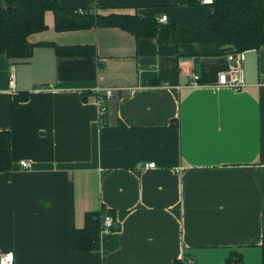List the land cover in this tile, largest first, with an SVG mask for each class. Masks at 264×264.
Listing matches in <instances>:
<instances>
[{
    "label": "crops",
    "instance_id": "0c3cea01",
    "mask_svg": "<svg viewBox=\"0 0 264 264\" xmlns=\"http://www.w3.org/2000/svg\"><path fill=\"white\" fill-rule=\"evenodd\" d=\"M57 3L165 15L180 28L212 12L203 0ZM44 22L28 36L29 59L0 54V130L11 150L9 178L0 172V249L15 264H225L233 250L261 264L264 45L244 52L245 85L235 91L216 85L229 62L212 42L158 43L118 27L57 31L50 10ZM44 43L94 45L96 54L58 55ZM192 74L198 86L187 85ZM96 87L112 89L102 120ZM97 210L112 229L99 248L75 250L74 229Z\"/></svg>",
    "mask_w": 264,
    "mask_h": 264
},
{
    "label": "trees",
    "instance_id": "16d2710c",
    "mask_svg": "<svg viewBox=\"0 0 264 264\" xmlns=\"http://www.w3.org/2000/svg\"><path fill=\"white\" fill-rule=\"evenodd\" d=\"M6 7L0 8V54L12 62L26 61L33 53L34 44L28 36L42 31L46 25L44 13H53L54 28L57 31L79 30L90 27H118L131 33L136 39H153L158 43L185 44L212 42L217 52L229 53L256 50L264 45V0H212L211 14L199 25L180 28L175 24L161 23L155 16L143 17L137 14L110 12L99 13L95 9L77 10L62 7L57 0H4ZM191 2V0H189ZM97 7V6H96ZM53 46L58 55H95L94 45ZM232 47L231 51L223 48ZM27 94L19 98L26 100ZM0 172L9 178L11 173L10 134L0 130ZM102 211L86 212L84 225L75 228L73 247L86 251L99 248ZM264 264V239L260 246ZM225 264H243L240 252L231 251ZM172 264H184L176 259Z\"/></svg>",
    "mask_w": 264,
    "mask_h": 264
},
{
    "label": "built area",
    "instance_id": "2783aa9c",
    "mask_svg": "<svg viewBox=\"0 0 264 264\" xmlns=\"http://www.w3.org/2000/svg\"><path fill=\"white\" fill-rule=\"evenodd\" d=\"M212 0H203V3L210 4ZM157 21L164 23L166 21V16L161 15L156 17ZM243 51L240 52H229L227 53V60L229 62V66L227 70L221 71L218 73L216 85L228 87L232 90H240L244 85V73L242 67V60H243ZM199 76L197 74H192L190 81L188 82V86H198ZM262 80H264V74L262 75ZM8 85L10 88H14V76L13 74L9 75ZM97 92V101L99 106V119H103L106 107H105V100L109 98L112 94V89H108L104 95H100V89L95 88ZM21 167L29 168L30 163L26 160L20 161ZM145 168H155L154 162H148L144 164ZM113 227V217L111 215H104L102 217L101 226H100V234L108 232ZM0 264H15L14 262V253L10 250H1L0 249Z\"/></svg>",
    "mask_w": 264,
    "mask_h": 264
},
{
    "label": "water",
    "instance_id": "95a60500",
    "mask_svg": "<svg viewBox=\"0 0 264 264\" xmlns=\"http://www.w3.org/2000/svg\"><path fill=\"white\" fill-rule=\"evenodd\" d=\"M233 48L232 47H225L223 48L224 51H231Z\"/></svg>",
    "mask_w": 264,
    "mask_h": 264
},
{
    "label": "rangeland",
    "instance_id": "374dc122",
    "mask_svg": "<svg viewBox=\"0 0 264 264\" xmlns=\"http://www.w3.org/2000/svg\"><path fill=\"white\" fill-rule=\"evenodd\" d=\"M95 11H97V9L95 8ZM243 52H245V51H243ZM243 56H244V54H243Z\"/></svg>",
    "mask_w": 264,
    "mask_h": 264
}]
</instances>
